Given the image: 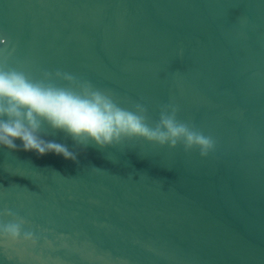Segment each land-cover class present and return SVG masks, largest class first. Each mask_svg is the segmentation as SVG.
I'll return each mask as SVG.
<instances>
[{"label": "water", "instance_id": "1", "mask_svg": "<svg viewBox=\"0 0 264 264\" xmlns=\"http://www.w3.org/2000/svg\"><path fill=\"white\" fill-rule=\"evenodd\" d=\"M0 41L36 77L71 73L152 120L177 105L216 141L101 149L45 124L76 161L0 145V223L10 209L40 237L0 239V264H264V0H0Z\"/></svg>", "mask_w": 264, "mask_h": 264}, {"label": "clouds", "instance_id": "2", "mask_svg": "<svg viewBox=\"0 0 264 264\" xmlns=\"http://www.w3.org/2000/svg\"><path fill=\"white\" fill-rule=\"evenodd\" d=\"M13 51L0 50V145L10 150H17L14 141L19 139L24 151H35L41 156L53 152L76 161L77 153L66 145L41 138L45 124L63 131L84 147L94 142L105 149L142 139L171 149L181 145L185 152L198 150L201 157L215 150L216 141L211 135L178 119L177 105H162L159 118L152 120L145 104L133 102L130 107L124 106L113 93L71 73L45 70L36 77L26 68L14 65ZM5 215L12 218L0 223V239L5 244L28 242L35 246L39 242L35 232L25 230L28 221L24 217L10 209Z\"/></svg>", "mask_w": 264, "mask_h": 264}]
</instances>
